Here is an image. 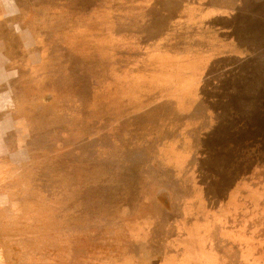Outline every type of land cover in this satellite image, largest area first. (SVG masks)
<instances>
[{"label":"rangeland","instance_id":"1","mask_svg":"<svg viewBox=\"0 0 264 264\" xmlns=\"http://www.w3.org/2000/svg\"><path fill=\"white\" fill-rule=\"evenodd\" d=\"M175 1L17 0L0 264H264V0Z\"/></svg>","mask_w":264,"mask_h":264},{"label":"crops","instance_id":"2","mask_svg":"<svg viewBox=\"0 0 264 264\" xmlns=\"http://www.w3.org/2000/svg\"><path fill=\"white\" fill-rule=\"evenodd\" d=\"M183 7V6H182ZM198 7V6H197ZM195 8V7H194ZM187 11H189V14H187V16H188V18L186 19L185 18V20H186V22H188L189 23V25L190 26H192V27H195L196 26V24L197 23H204V22H206L207 21V15H206V17L203 15L204 13H203V11H201V12H199V11H196V8H195V11H196V13L195 12H193L194 11V9H192V8H187L186 9ZM204 10V9H203ZM19 11H20V6L18 5V2H17V0H0V26H3L4 24H6V23H9L8 22V19H10V17H12V16H14V15H16V14H18L19 13ZM185 11V10H184ZM186 12V11H185ZM192 12V13H191ZM191 13V14H190ZM165 14H162V16H164ZM178 15V14H177ZM184 16V15H183ZM186 16V17H187ZM177 22H178V19L177 18H173L172 19V21H171V25H173V27H174V25H178L177 24ZM2 40H0V44H3V42H1ZM7 54H5V52H4V49H1L0 48V60H3V59H6L7 58V56H6ZM154 57H156V58H158V59H161V60H163V59H167V57H168V59L170 60V58H172V57H177V56H174V55H172L171 53H168V52H161V53H159V54H156V56H154ZM160 65H162V77L164 78V77H166V72H167V69L166 68H168V65L167 64H165V63H161ZM178 67V66H177ZM180 67V66H179ZM179 69V68H178ZM180 70H178V72H179ZM174 72H176L175 70H174ZM182 72V71H181ZM184 73V72H183ZM182 73V74H183ZM191 73V72H190ZM9 73L7 72V68L5 67V65H1V61H0V79H4V78H6L7 77V75H8ZM192 74V73H191ZM196 74V73H195ZM189 76V73H186V76H185V79H186V77H188ZM12 79V78H11ZM11 79L10 80H7L6 82H8V81H11ZM5 82V83H6ZM166 81H165V79H164V81L162 82V85H166V83H165ZM5 83H2V84H0V93H8V89H5L4 88V86H3V84H5ZM195 85V84H194ZM196 87L194 86V88L193 89H195ZM162 89L163 90H165L166 89V87L165 86H162ZM7 90V91H6ZM5 124L6 123V121L2 118L1 120H0V124ZM0 134H5V132H2V133H0ZM134 148H132L131 150H133ZM138 150V149H137ZM137 150H134V151H137ZM134 151H133V153H134ZM159 202H162V201H160V199H159ZM167 212V211H166ZM178 227V225L176 226V228ZM171 254H169L168 255V253H166V255L164 256V257H162V259L160 260V262L158 263V264H165V262L166 261H169V259H173V256H174V254H172L171 255V257L169 258V256H170Z\"/></svg>","mask_w":264,"mask_h":264},{"label":"trees","instance_id":"3","mask_svg":"<svg viewBox=\"0 0 264 264\" xmlns=\"http://www.w3.org/2000/svg\"><path fill=\"white\" fill-rule=\"evenodd\" d=\"M176 2V5H177V7H179L180 6V8H178V9H174V10H170V11H174V12H176V13H173V12H167L165 15H164V17L166 18V16H172L173 18H177L178 19V22H177V24L180 26V25H182V24H184V23H186V24H188L187 26H190L189 25V23L188 22H186V20H185V18L187 19L188 18V16H187V14H189V11H187L186 9L187 8H192V9H194V11L193 12H195L196 13V11H199V12H201V11H203V15L206 17V15H207V21L208 22H210V21H212V20H215L216 18H221V19H223V20H227V19H229V18H231L232 17V15L234 14L233 12H228L227 11V9H223V8H221V9H219V11L217 10H214V9H212L211 7H203V6H201L199 3L197 4V3H187V2H182L181 0L179 1H175ZM183 6V7H182ZM198 6V7H197ZM196 8V11H195V8ZM204 9V10H203ZM186 12H185V11ZM192 13V12H191ZM190 13V14H191ZM232 13V14H231ZM178 14V15H177ZM184 15V16H183ZM187 16V17H186ZM173 18H170V20H172ZM192 27V26H191ZM214 28H216V29H219V31L221 32V33H226V32H231L232 31V28H229L228 26H226V25H220V26H216V27H214ZM216 31V30H215ZM226 31V32H225ZM216 33H218V32H216ZM227 33V34H228ZM227 37H228V35H227ZM232 39V38H231ZM227 39L226 40V43L225 44H231V43H235V41L232 39ZM228 42V43H227ZM221 54H215L214 56H212V60H211V62H213V61H216V60H218V59H223V58H228V57H235L233 54H222V56H220ZM243 57H245V54H244V56ZM214 59V60H213ZM207 66H204V67H202L206 72L207 71H209V64H206ZM198 69V68H197ZM197 69H196V71H197ZM189 72H191V73H189V76H188V78H186V84H187V81H189V80H196V82H195V85H192V87L194 88V86L196 87L195 89H202V85H204L205 84V81H203V75L205 74V73H200L201 74V79L198 77L200 74L198 73V72H194V70H192V69H190L189 70ZM196 73V74H195ZM200 84V85H199ZM187 87H188V85H187ZM195 91V90H194ZM196 105V104H195ZM194 105V106H195ZM199 228V227H198ZM244 254V253H243ZM242 254V255H243Z\"/></svg>","mask_w":264,"mask_h":264},{"label":"flooded vegetation","instance_id":"4","mask_svg":"<svg viewBox=\"0 0 264 264\" xmlns=\"http://www.w3.org/2000/svg\"><path fill=\"white\" fill-rule=\"evenodd\" d=\"M20 12V11H19ZM19 14V13H18ZM0 40H2L1 42H3V44H0V48H1V46H4V44L6 43L5 42V40L4 39H0ZM2 49V48H1ZM7 50H5L4 49V52H5V54H7V52H6ZM7 56V58L6 59H3L2 60V62H4V64L3 65H5V67L7 68V72L8 73H11V72H13V71H10L9 70V68H8V65H7V62H9V56H8V54L6 55ZM1 61V60H0ZM10 82L11 81H8V82H6L5 84H3V86H4V88L5 89H8V92H9V90H10V95H11V99H12V91H11V86H10ZM7 91V90H6ZM12 103H13V99H12ZM10 107H7V108H5L3 111H0V120L3 118L5 121H6V123L5 124H0V133H2V132H5V134H10V129H11V127H10V125L9 124H11V112H10ZM5 134H2L3 135V137H5Z\"/></svg>","mask_w":264,"mask_h":264},{"label":"clouds","instance_id":"5","mask_svg":"<svg viewBox=\"0 0 264 264\" xmlns=\"http://www.w3.org/2000/svg\"><path fill=\"white\" fill-rule=\"evenodd\" d=\"M17 75L16 72H11L7 75L6 78L0 79V84L5 83L7 80L15 77ZM12 99L10 95V90L8 93H0V111H3L7 107H11Z\"/></svg>","mask_w":264,"mask_h":264}]
</instances>
